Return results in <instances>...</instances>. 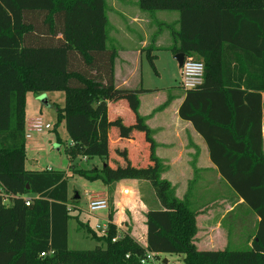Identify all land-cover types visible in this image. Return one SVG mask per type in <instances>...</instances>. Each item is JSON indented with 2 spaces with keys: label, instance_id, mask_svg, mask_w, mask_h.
<instances>
[{
  "label": "trees",
  "instance_id": "trees-1",
  "mask_svg": "<svg viewBox=\"0 0 264 264\" xmlns=\"http://www.w3.org/2000/svg\"><path fill=\"white\" fill-rule=\"evenodd\" d=\"M138 7L177 12L172 54L196 55L204 64L203 84L187 92L179 116L192 123L222 179L259 217L251 248L198 251L193 244L196 212L160 179L154 141L138 114V91L115 89L105 0H0V186L19 196L7 206L0 198V264H140L145 251L183 255V264H264V0H138ZM146 59L156 73V57L147 51ZM233 76L244 79L245 89L222 86ZM29 92L64 94L57 116L71 141L67 159L103 158L101 170H26ZM119 102L112 120L108 105ZM123 102L131 110L129 125ZM131 140L141 142L142 151ZM69 171L105 185L148 181L162 208L146 215V246L127 234L112 242V223L99 237L76 219L68 210ZM24 196L36 198L26 206ZM71 219L104 247L70 250Z\"/></svg>",
  "mask_w": 264,
  "mask_h": 264
},
{
  "label": "crops",
  "instance_id": "crops-1",
  "mask_svg": "<svg viewBox=\"0 0 264 264\" xmlns=\"http://www.w3.org/2000/svg\"><path fill=\"white\" fill-rule=\"evenodd\" d=\"M107 2L109 13L107 24L110 26V31L109 39L107 36L108 46L106 45V49L115 51L113 62L115 89L138 91V114L150 130L151 138L154 141V155L161 165L160 174H162L163 180L170 183L174 196L180 200L186 199L192 207L193 200L195 201L198 198V189H204L202 200L199 203L201 205L200 210L195 211L197 232L193 244L198 251H223L243 246L250 249L257 231L259 217L247 207L222 179L210 160L206 142L194 129L192 123L180 118L179 108L183 104L188 91L181 89L179 83L177 87L165 90L166 92L159 88H149L144 84L142 67L144 60L147 61V51L156 57L155 63L159 59L156 52H169L171 56H175L172 54L171 48L177 41H175L172 33L178 31V19L174 16L165 15L160 18L161 22L158 25L153 26L151 16L140 11L138 0H107ZM168 18H173L174 22L172 21L170 24L166 20ZM175 64H177L176 61ZM178 74L180 78L179 67ZM243 82L244 79L238 82L236 77L233 76L232 79L227 81L228 84L222 86L233 88L239 84L240 89L243 90L245 89ZM164 94L167 96L165 95L161 99ZM261 100L262 150L264 155V92L261 93ZM121 105L120 102L114 104V106L109 104V115L112 107L122 109ZM38 138L36 136L29 142H34L33 145L30 144V148L33 149L37 146ZM130 143L131 146L136 144L132 140ZM140 158H144L145 162V157L141 156ZM85 160H92V166L89 169L80 170L99 171L103 168L105 162V159L98 157H78L74 162H68L67 169L70 166L76 167L79 163L86 162ZM134 160L137 162L139 160L138 156H135ZM96 162L100 163L99 168L95 166ZM32 166L36 167L34 163H32ZM25 168L30 171L55 170L52 167L33 170L32 167H26V162ZM67 169L56 170L66 172ZM75 169L79 170L78 168ZM122 181L124 180L105 185L107 192L102 194L107 196L112 187L120 185ZM216 185L222 188V191L225 190L226 193L225 191L219 192L216 190ZM73 197H70L68 188V203L70 200L72 201ZM24 198H32V196H24ZM237 209L241 211H237ZM99 212L106 213L99 223L109 220L112 213L110 223L116 226L120 234H125L121 224L123 221L122 211L116 213L110 211L109 201V209ZM73 216L76 219L78 217L79 220L80 210L79 213L75 212ZM86 224L88 225V223ZM77 230L79 231V226Z\"/></svg>",
  "mask_w": 264,
  "mask_h": 264
},
{
  "label": "rangeland",
  "instance_id": "rangeland-1",
  "mask_svg": "<svg viewBox=\"0 0 264 264\" xmlns=\"http://www.w3.org/2000/svg\"><path fill=\"white\" fill-rule=\"evenodd\" d=\"M107 0H105V14L107 19H109V13L107 8ZM144 14H148L151 16L152 25H158L161 20L160 18L165 15L174 16L178 19V13L173 11H155L152 13L144 12L140 10ZM170 24L173 18L166 19ZM176 25V22L174 23ZM109 31L110 26L107 24L106 26V34L109 39ZM166 34V33H165ZM169 34V32H168ZM167 35V34H166ZM108 46V42H106ZM158 54L159 59L155 64L156 72L155 74L150 68L148 62L144 60L142 67V77L144 80V84L149 86V88H159L163 89V91H167L172 87H177L180 78L178 74V66L175 64L173 60L174 57L171 56L169 52H156ZM195 58H198L195 56ZM165 91V92H166ZM167 94V93H166ZM162 95L161 99L166 95ZM167 96V95H166ZM41 98L44 101H41ZM138 98V97H137ZM124 103V102H123ZM64 106V94L62 92H47L40 95H36L33 93L26 94L25 100V115L26 117H41L44 121L50 123L52 125L51 130L46 131L42 135L38 137V144L33 149L30 148V144L28 141L26 143V167L27 168H37L44 169L45 167H52L53 169H61L66 170L68 165V159L66 155V149L70 145V140L68 138L64 119L59 120L57 116V109H60ZM124 111L121 112L124 115L125 124H130L132 122V115L130 113V108L128 103L123 104ZM120 111H118L119 113ZM112 116L111 119L114 120L113 117L114 111H111ZM117 118V117H116ZM123 118V119H124ZM138 142V141H137ZM134 148H137L139 151L141 149V142L139 145L136 144ZM78 158V157H77ZM76 158V159H77ZM86 162L79 163L75 168L78 169H89L91 165L90 160H85ZM32 163L36 165V167L32 166ZM31 166V167H30ZM95 166L99 168L100 163L96 162ZM68 171V169H67ZM160 179H162V174H160ZM67 181L68 188L70 192V197H73L77 192L80 196L78 200H70L68 206L70 207L71 214H75V212L79 213L80 210V219L79 221L86 224L88 223V227L94 231L95 225L104 218L106 215L105 212H96L93 215L88 214L87 205L85 201V194L92 193H105L107 192V187L100 180H89L84 176L74 174L72 172L67 173ZM119 182V181H118ZM216 190L219 192H223L225 190H221L219 186L216 185ZM126 190H129L128 192ZM204 189H198V198L197 200H193V205L190 207L194 211H199L201 205V197L203 195ZM174 193V191H173ZM226 193V191H225ZM228 194V193H227ZM110 201V211L113 213L117 211H122L121 215L123 216V229L125 234L129 235L136 243L140 246L145 247L147 243L146 238V215L147 211L154 209H161L162 206L158 198L155 195L154 189L150 185L148 181L145 180H137V179H127L121 182L120 185L112 187L111 192L107 195ZM33 199V197L31 198ZM9 205V204H6ZM79 209V210H78ZM237 211H241L237 209ZM77 214V213H76ZM112 214V213H111ZM99 219V220H98ZM98 220V221H97ZM77 221L75 219H71L68 222V248L70 250H92L96 247H104L103 244L98 243L97 241L90 238L88 233L85 230L79 229L77 230ZM97 236L100 237L99 233L94 232ZM122 233V232H121ZM124 233V232H123ZM123 235V234H121ZM231 250L242 251L247 250L245 246L243 247H233ZM164 260L167 261L166 264H183V255H169V254H159L155 257L154 264H164Z\"/></svg>",
  "mask_w": 264,
  "mask_h": 264
},
{
  "label": "built area",
  "instance_id": "built-area-1",
  "mask_svg": "<svg viewBox=\"0 0 264 264\" xmlns=\"http://www.w3.org/2000/svg\"><path fill=\"white\" fill-rule=\"evenodd\" d=\"M204 79V64L203 62L195 58L194 55L185 57L182 67L180 68V87L184 91L195 90L203 84ZM52 125L44 121L41 117H29L25 120L24 125V138L26 141H31L34 137L42 135L46 131L51 130ZM19 197L7 193L2 186H0V198L3 205L10 204L11 201ZM36 198L33 197V199ZM25 205L30 206V203L33 199L24 198ZM85 201L87 205V210L89 215H93L99 211H105L109 209V200L106 195L102 193H92L85 194ZM68 210L70 207L68 206ZM110 221L106 220L102 223H97L95 225L94 231L99 233L100 236L106 235L108 231ZM121 234L117 229V235L112 239V242L120 239ZM42 257L45 256V253L40 254ZM128 257V256H126ZM156 255L145 251L144 256L140 259V264H154Z\"/></svg>",
  "mask_w": 264,
  "mask_h": 264
},
{
  "label": "water",
  "instance_id": "water-1",
  "mask_svg": "<svg viewBox=\"0 0 264 264\" xmlns=\"http://www.w3.org/2000/svg\"><path fill=\"white\" fill-rule=\"evenodd\" d=\"M184 59H185V55L182 53H178L174 56V60L177 62L179 68L182 67ZM41 101H44V100L41 98ZM78 199H79V195H78V193H75L72 200H78ZM166 263H167V261L165 260L164 264H166Z\"/></svg>",
  "mask_w": 264,
  "mask_h": 264
}]
</instances>
